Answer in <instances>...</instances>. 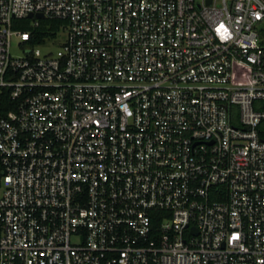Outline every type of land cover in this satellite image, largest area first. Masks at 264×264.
Masks as SVG:
<instances>
[{
	"label": "built area",
	"instance_id": "2783aa9c",
	"mask_svg": "<svg viewBox=\"0 0 264 264\" xmlns=\"http://www.w3.org/2000/svg\"><path fill=\"white\" fill-rule=\"evenodd\" d=\"M263 26L264 0H0V264H264Z\"/></svg>",
	"mask_w": 264,
	"mask_h": 264
},
{
	"label": "trees",
	"instance_id": "16d2710c",
	"mask_svg": "<svg viewBox=\"0 0 264 264\" xmlns=\"http://www.w3.org/2000/svg\"><path fill=\"white\" fill-rule=\"evenodd\" d=\"M23 30H28V27H24ZM13 106V103L8 100V96L4 95V97L0 99V114L3 115L6 112L10 111L14 108Z\"/></svg>",
	"mask_w": 264,
	"mask_h": 264
},
{
	"label": "rangeland",
	"instance_id": "374dc122",
	"mask_svg": "<svg viewBox=\"0 0 264 264\" xmlns=\"http://www.w3.org/2000/svg\"><path fill=\"white\" fill-rule=\"evenodd\" d=\"M264 27V26H263ZM14 42H15V44H17V40L16 39H14ZM57 45H55V48L54 49H57ZM0 193H1V190H0Z\"/></svg>",
	"mask_w": 264,
	"mask_h": 264
},
{
	"label": "water",
	"instance_id": "95a60500",
	"mask_svg": "<svg viewBox=\"0 0 264 264\" xmlns=\"http://www.w3.org/2000/svg\"><path fill=\"white\" fill-rule=\"evenodd\" d=\"M39 17H42V15L40 14V15H38Z\"/></svg>",
	"mask_w": 264,
	"mask_h": 264
}]
</instances>
